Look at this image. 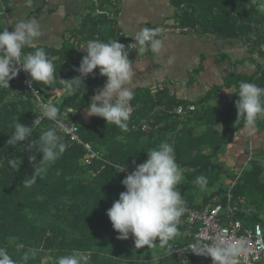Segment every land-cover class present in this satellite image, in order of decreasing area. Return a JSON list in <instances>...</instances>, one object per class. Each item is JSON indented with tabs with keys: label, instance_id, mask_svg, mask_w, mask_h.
<instances>
[{
	"label": "trees",
	"instance_id": "1",
	"mask_svg": "<svg viewBox=\"0 0 264 264\" xmlns=\"http://www.w3.org/2000/svg\"><path fill=\"white\" fill-rule=\"evenodd\" d=\"M171 1L183 27L189 25L222 37L242 38L250 52L257 51L264 58V16L254 0ZM94 7L97 8V4ZM93 34L97 33L91 32L89 36ZM104 39V42L111 41ZM24 52L29 50L24 49ZM60 52L59 60H52L53 55H48L57 69L56 81L51 85L33 81L45 99L46 92L63 87L59 78L71 79L79 75L82 59L74 56V49L68 45ZM60 61L65 62L61 65ZM17 80L18 75L10 80L9 88H0V246L7 247L14 259L20 260L26 251L31 254L27 264H55L57 257L80 250L90 255L89 264H198L194 255L184 257L176 252L179 246L191 241L186 235V226L181 223L180 234L170 241L172 252L169 253L165 246L155 253L147 246L135 248L131 234L128 239H119V233L106 214L119 193L125 190L121 181L126 175L119 171L120 167L143 163L148 158L147 151L157 148L161 142L174 146L177 163L183 170L177 188L185 202L196 208L215 201L227 204L230 194L231 204L239 208L235 218L246 226L257 222L264 225V164L261 159L264 151L256 150V156L253 155L248 165L237 170L221 160L226 144L233 142L238 131L246 129L245 122L237 119L235 107L239 84L245 81L264 87V62L258 64L253 75L234 74L227 81L222 88L233 87L231 97L221 99V88L217 91L213 88L195 101V110L184 117L174 108L190 104L185 101L160 99L157 104L146 101L143 106L134 101L127 132L107 124L102 117L83 119L91 97L106 82L99 68L94 69L83 78L84 84L74 94L64 91L60 98L52 101L60 109L61 121L77 125L82 142L72 141L61 132L66 150L55 163L45 166V171L30 188L23 182L36 174L34 163L39 164L42 153L35 148L29 150L27 145L38 139L41 131L52 127L53 122L41 117L39 124L33 126L32 137L18 146L8 143L17 119L32 126L40 116L32 95L16 86ZM163 103L167 108L156 107ZM142 125L147 129L142 130ZM256 125L263 127L264 121L258 119ZM86 144L98 155L90 163L85 162ZM32 155L36 156L35 162L30 160ZM11 158L17 160L16 169L8 163ZM201 175L208 180L203 190L196 183ZM233 181L235 185L231 187ZM18 244H22L23 249H18Z\"/></svg>",
	"mask_w": 264,
	"mask_h": 264
},
{
	"label": "clouds",
	"instance_id": "2",
	"mask_svg": "<svg viewBox=\"0 0 264 264\" xmlns=\"http://www.w3.org/2000/svg\"><path fill=\"white\" fill-rule=\"evenodd\" d=\"M12 24L13 22H8ZM159 29L141 28L129 34L134 43L129 45L135 48L139 45V52L148 48L159 54L162 41L157 38ZM43 34L40 21L36 18L20 20L13 24V30L7 27L0 28V88H9V82L19 71H26L32 81L42 82L45 85L53 84L57 79V69L44 48H37L33 52L25 53L24 49ZM78 49L85 52L79 64V75L71 79L59 78L66 94H74L83 83V78L99 68V73L106 77V82L91 97L86 113L105 119L107 124L117 126L121 131L129 130V121L133 108L134 90L130 86L137 73L138 65L129 59L126 46L115 40L103 42L88 40ZM138 50V49H137ZM169 58L168 63H172ZM239 99L235 101L237 119L245 122L246 128H254L257 120L264 115V87L251 82L241 81L237 93ZM60 109L55 104L41 103L40 116L53 122V126L41 131L38 139H33L27 145L31 150L42 153L39 164L36 156H30L36 166V174L24 180V186L30 188L36 183L45 166L55 163L67 148L61 132L69 130L59 119ZM39 124L35 119L32 126H27L17 119L12 126L8 143L18 146L20 142L33 136L34 125ZM148 158L137 164L133 171L122 179L125 190L119 193V198L107 209L112 227L119 233V239L134 237L135 248L144 246L152 249L157 241L161 247H167L172 252L173 241L179 234L181 217L185 214L186 206L183 196L177 185L181 184L183 170L176 160L173 144L161 142L157 148L147 151ZM11 168H17V160H8ZM125 167V166H124ZM124 167L119 171H124ZM196 183L203 190L207 184V177L201 175ZM23 249L22 244L16 246ZM242 251L240 243H225L217 241L211 245H195L192 252L197 255H207L212 264H236L235 257ZM31 258L29 252H23L20 260L10 255L7 247L0 246V264H27ZM90 255L73 250L69 254L57 257L55 264H89Z\"/></svg>",
	"mask_w": 264,
	"mask_h": 264
},
{
	"label": "crops",
	"instance_id": "3",
	"mask_svg": "<svg viewBox=\"0 0 264 264\" xmlns=\"http://www.w3.org/2000/svg\"><path fill=\"white\" fill-rule=\"evenodd\" d=\"M254 1L264 16V0ZM31 18L40 21L43 34L25 49L31 52L44 48L47 55H53L52 60H59L62 55L60 50L68 45L74 49V56L82 59L85 52L78 47L88 40L104 42L105 37L118 41L121 37L128 41L133 39L128 35L138 29H159L157 38L162 41L159 54L153 53L150 48L141 53L139 45L138 50L134 48L129 52L134 70L135 63L138 65L130 85L134 90L131 106L134 101L136 105L143 106L146 101L157 104L158 100L169 98L195 106V101L213 88L225 86L234 74L253 75L258 64L264 62L257 51L250 52L242 38L222 37L213 31L189 25L183 27L171 0H0V28L5 26L12 31L15 22ZM91 32L97 34L89 36ZM169 58H173L170 64ZM64 62L59 63L62 65ZM232 90L233 87L222 88L220 98L231 97ZM46 93V99L54 101L64 94V88ZM189 105L178 107L187 108ZM156 107L163 109L166 105L163 103ZM89 118L87 113L84 114V120ZM259 119L264 121V115ZM256 150L264 151L262 125L238 131L233 142L226 144L221 160L226 163L228 159L229 165H226L229 167L243 168ZM261 159L264 160V156ZM186 228V235L191 240L190 229Z\"/></svg>",
	"mask_w": 264,
	"mask_h": 264
},
{
	"label": "built area",
	"instance_id": "4",
	"mask_svg": "<svg viewBox=\"0 0 264 264\" xmlns=\"http://www.w3.org/2000/svg\"><path fill=\"white\" fill-rule=\"evenodd\" d=\"M177 30H179V28ZM118 42L124 44L128 52L134 49L128 47L135 42L134 39L126 41L120 37ZM135 46L137 47L138 44ZM15 84L25 93H30L32 95V99L39 109L41 103L51 102L42 97L41 91L34 85L33 81L31 82L29 74L23 69L19 71L18 80ZM194 109V105H189L187 108L179 106L175 111L177 114L184 116L187 111ZM37 119L40 120L41 116ZM62 122L69 130L67 133H63L68 135L72 141L81 143L82 140L78 134L77 125L65 121ZM141 129L145 130L147 126L142 125ZM85 147L88 150V156L85 162L90 163V161L98 155L92 150L90 144H86ZM262 163H264V160H262ZM134 168L135 166L128 164L125 165L124 171L120 172L129 174ZM234 185L235 181L231 183V187ZM230 200L231 195L228 194L227 204L215 201L214 203L204 205L202 208L192 207L189 203L185 202L186 211L181 217L180 222L190 229L189 237H191V241L185 246H179L176 249V252L180 256L186 257V255L191 254L198 259V264H212L210 256L193 253V246L211 245L217 241H223L225 243L241 244L242 251L234 258L236 264H264V225L260 222L250 226L244 225L241 220L235 218V214L239 208L237 205L231 204Z\"/></svg>",
	"mask_w": 264,
	"mask_h": 264
},
{
	"label": "rangeland",
	"instance_id": "5",
	"mask_svg": "<svg viewBox=\"0 0 264 264\" xmlns=\"http://www.w3.org/2000/svg\"><path fill=\"white\" fill-rule=\"evenodd\" d=\"M234 78V77H233ZM232 79V77H230L229 78V80H231ZM17 86V85H16ZM219 88H221V87H216L215 88V91H217V90H219ZM221 90H222V88H221ZM51 101V100H50ZM220 101V98L218 99V102ZM52 102V101H51ZM256 155H254V157H255ZM226 163L229 165V163H228V159L226 160ZM229 167V166H228ZM229 168H231V169H235V168H232V167H229ZM244 168V167H243ZM237 169H239V168H236V170ZM161 250V246L160 245H158V244H156V246L155 247H153L152 248V251L153 252H155V253H157V252H159Z\"/></svg>",
	"mask_w": 264,
	"mask_h": 264
},
{
	"label": "bare ground",
	"instance_id": "6",
	"mask_svg": "<svg viewBox=\"0 0 264 264\" xmlns=\"http://www.w3.org/2000/svg\"><path fill=\"white\" fill-rule=\"evenodd\" d=\"M262 49L264 50V46H262Z\"/></svg>",
	"mask_w": 264,
	"mask_h": 264
}]
</instances>
